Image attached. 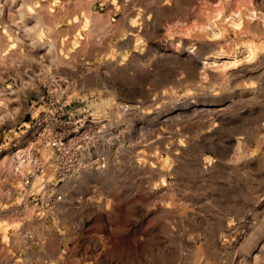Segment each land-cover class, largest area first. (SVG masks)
I'll use <instances>...</instances> for the list:
<instances>
[{
    "label": "rangeland",
    "instance_id": "rangeland-1",
    "mask_svg": "<svg viewBox=\"0 0 264 264\" xmlns=\"http://www.w3.org/2000/svg\"><path fill=\"white\" fill-rule=\"evenodd\" d=\"M0 196V264H264V0H0Z\"/></svg>",
    "mask_w": 264,
    "mask_h": 264
},
{
    "label": "crops",
    "instance_id": "crops-1",
    "mask_svg": "<svg viewBox=\"0 0 264 264\" xmlns=\"http://www.w3.org/2000/svg\"><path fill=\"white\" fill-rule=\"evenodd\" d=\"M3 198L6 199L7 202L12 201L11 200L12 198L10 199L9 196H5V197L0 196V202L1 203H3V202H5L4 204L7 203L5 200H3ZM1 203H0V205H1ZM9 204H12V203H9ZM1 215H3V213L0 209V216ZM32 223L27 225V226L21 225L19 227L14 228L13 233L11 235V240L14 241L15 243L23 242L25 240L26 241H25V243H23V245L12 244L11 249H13L14 251H16L17 249H21V250L23 249V250H25V253H27V254L40 253V256H41L42 250L44 249L45 244L49 240V237H48L47 232L44 229H39L38 227L34 226V224H32ZM44 223H46V222H44ZM57 234H58V237L60 239V243L61 242L63 243L65 238L62 236V233H57ZM62 243L60 244L61 246L63 245ZM27 261L31 262V264H42V263H44V264H53V263L56 264V259H41V257L40 258L34 257V255H33V258H31V256H29Z\"/></svg>",
    "mask_w": 264,
    "mask_h": 264
},
{
    "label": "built area",
    "instance_id": "built-area-1",
    "mask_svg": "<svg viewBox=\"0 0 264 264\" xmlns=\"http://www.w3.org/2000/svg\"><path fill=\"white\" fill-rule=\"evenodd\" d=\"M21 156L24 158L26 156L25 152H23ZM31 162L33 163V165H17L16 168L17 174L20 175L22 184L26 189V196L28 195L27 197L28 199L33 197V194L31 193L33 184L35 182L36 176L41 171L43 166L41 165V162L38 159L36 160L31 159ZM44 196H46V194ZM46 198L48 204L50 203L49 201H52V203H56L62 199V197L59 196L57 197L55 193L48 194Z\"/></svg>",
    "mask_w": 264,
    "mask_h": 264
}]
</instances>
